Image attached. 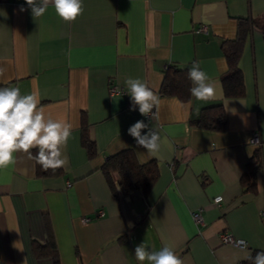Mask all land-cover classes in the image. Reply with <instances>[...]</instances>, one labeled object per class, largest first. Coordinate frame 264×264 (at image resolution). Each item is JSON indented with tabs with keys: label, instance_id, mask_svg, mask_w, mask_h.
Returning <instances> with one entry per match:
<instances>
[{
	"label": "crops",
	"instance_id": "1",
	"mask_svg": "<svg viewBox=\"0 0 264 264\" xmlns=\"http://www.w3.org/2000/svg\"><path fill=\"white\" fill-rule=\"evenodd\" d=\"M83 3V14L66 23L51 6L34 18L25 0H0V66L6 69L0 87L36 93L47 114L73 125L64 150L69 164L60 174L39 175L35 149L32 159L17 153L15 164L0 171V264H54L51 256L38 257L32 248L49 237L59 264H140L135 248L143 242L149 251L172 247L184 264H243L252 252L264 251L260 30L253 29L239 59L244 95L225 97L221 84L228 69L223 40L235 38L238 18L259 16L264 0ZM200 26L207 32L197 31ZM194 61L215 85L213 99L160 93L167 66L189 70ZM129 77L146 81L161 97L155 116H142L138 107L129 110ZM110 86L124 93L110 94ZM217 103L225 110L224 130L195 124L204 107ZM138 120L167 136L171 150L149 158L127 131ZM83 122L95 143L92 157L81 143ZM254 131L260 145L250 141ZM257 148L261 167L253 193L242 186L241 176ZM123 149L132 150L139 163L156 161L159 174L148 191H111L102 166ZM112 177L116 184L117 175ZM217 196L221 200L214 203ZM199 209L202 221L197 223L192 212ZM222 232L245 240L246 246L221 242Z\"/></svg>",
	"mask_w": 264,
	"mask_h": 264
},
{
	"label": "clouds",
	"instance_id": "2",
	"mask_svg": "<svg viewBox=\"0 0 264 264\" xmlns=\"http://www.w3.org/2000/svg\"><path fill=\"white\" fill-rule=\"evenodd\" d=\"M25 3L34 18L42 17L51 6L66 23L75 22L84 12L83 0H25ZM19 10L23 12L25 8L21 6ZM5 71L0 66V76ZM187 76L193 85L190 93L196 100L207 101L215 97L216 87L210 83V76L201 68V62H192ZM125 84L131 97L130 111H136L138 107L139 113L147 117L154 109L159 110L161 97L146 81L129 77ZM232 113L236 114V110L232 109ZM145 129L146 133L142 134ZM127 131L136 144L146 150L149 158H160L163 149L172 148L167 136L143 120L136 121ZM72 133L73 125L64 118L54 119L47 114L36 93L22 94L19 87H0V171L15 164L17 153H25L32 159L33 149L37 150L34 159L44 171L66 167L69 158L64 150ZM135 259L140 264L144 261L149 264H184L172 247L149 251L144 242L136 246ZM244 259L250 264H264V251L257 252L255 257L249 254Z\"/></svg>",
	"mask_w": 264,
	"mask_h": 264
},
{
	"label": "trees",
	"instance_id": "3",
	"mask_svg": "<svg viewBox=\"0 0 264 264\" xmlns=\"http://www.w3.org/2000/svg\"><path fill=\"white\" fill-rule=\"evenodd\" d=\"M253 29H258L264 37V11L256 17H240L237 21V32L233 39H226L222 42V51L227 62V72L221 77V84L225 97H242L245 92L243 73L239 65V59L245 42ZM187 68L176 69L167 66L165 69L164 79L160 88V93L166 96H177L181 100H187L190 97L191 81L187 76ZM195 124L202 128L213 131H222L226 126V114L221 103L204 107L200 116L195 120ZM81 143L86 149L87 155L92 157L96 153L95 143L89 137L87 126L83 122L81 127ZM37 164V173L60 174L62 169L55 171H44ZM261 167V154L257 148L253 155L248 159L245 165V171L241 176V184L245 190L256 192L255 175ZM103 173L107 179L111 191L116 194L117 188L124 194L131 193L135 190L143 192L153 185L158 177L159 169L155 160L146 163H139L132 150L123 149L107 157L102 166ZM117 175L116 184L112 174ZM33 251L36 256H51L54 264H59V259L54 248V242L49 237L47 243L42 245L33 243ZM256 250L252 252L255 257ZM243 264H250L248 260Z\"/></svg>",
	"mask_w": 264,
	"mask_h": 264
},
{
	"label": "built area",
	"instance_id": "4",
	"mask_svg": "<svg viewBox=\"0 0 264 264\" xmlns=\"http://www.w3.org/2000/svg\"><path fill=\"white\" fill-rule=\"evenodd\" d=\"M197 31H201V32H207V28L205 26H200ZM109 93L110 94H119V93H124V90L122 88H117L116 86H110L109 87ZM156 114V110L154 109L152 113L149 114V116L147 117H153ZM250 141L255 144V145H260L261 143V138L260 135L257 131H254L251 135ZM221 200L220 196H217L214 198L213 202L214 203H218ZM102 211L98 212V215H102ZM263 214V213H261ZM264 215V214H263ZM192 218L195 222L199 223L202 221V217H201V210H197L192 212ZM88 218L83 219L84 221H86ZM219 238L221 240V242L223 243H228V244H232L235 246H239V247H245L246 246V242L243 239H238L232 236L231 233L229 232H222L221 234H219ZM240 241H243V243H239Z\"/></svg>",
	"mask_w": 264,
	"mask_h": 264
}]
</instances>
